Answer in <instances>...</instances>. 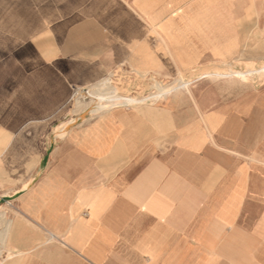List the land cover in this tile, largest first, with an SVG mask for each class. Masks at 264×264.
Masks as SVG:
<instances>
[{
	"label": "crops",
	"instance_id": "crops-1",
	"mask_svg": "<svg viewBox=\"0 0 264 264\" xmlns=\"http://www.w3.org/2000/svg\"><path fill=\"white\" fill-rule=\"evenodd\" d=\"M17 2L26 13L0 30V211L16 253L0 264H264V0ZM236 62L250 82L201 77ZM180 74L189 92L65 138L45 124L78 89L107 79L135 95Z\"/></svg>",
	"mask_w": 264,
	"mask_h": 264
},
{
	"label": "bare ground",
	"instance_id": "bare-ground-1",
	"mask_svg": "<svg viewBox=\"0 0 264 264\" xmlns=\"http://www.w3.org/2000/svg\"><path fill=\"white\" fill-rule=\"evenodd\" d=\"M232 75L241 76L242 79H245L247 77L246 75H241L240 73H236L234 71H231L229 74L223 76L225 78H228ZM262 75L264 76V69L260 70V76ZM183 79L185 78L180 75V78L177 81H175L174 83L172 82V84L167 85L165 87H160L156 90V94H153L148 99L152 98L154 100H159L161 97L164 98L165 96H167V94H169L170 92L178 90L179 88H185L187 86V83L183 82ZM103 83H105L107 86H101V84ZM143 101L145 100H139L137 98L121 95L118 88L113 85V81L107 79L94 87L91 86L88 89L83 90L78 89L76 92L73 93V95H71L70 99V102H72V106L75 109L72 112L73 114L84 113L91 109V106L97 104L99 110L91 113L92 116L103 115L110 112L114 108L122 106H132L135 104H139ZM75 121V119H72L70 121H67V123L65 124L63 123L62 127L60 126L61 128L57 132V136L60 138H65V130L68 127H72ZM29 182L31 183V181ZM6 212L0 211V258L5 252H7L8 255L12 257L16 253L15 248H13L12 245H9L11 239L12 220L8 218V214Z\"/></svg>",
	"mask_w": 264,
	"mask_h": 264
},
{
	"label": "rangeland",
	"instance_id": "rangeland-1",
	"mask_svg": "<svg viewBox=\"0 0 264 264\" xmlns=\"http://www.w3.org/2000/svg\"><path fill=\"white\" fill-rule=\"evenodd\" d=\"M18 0H0V30H1V25H2V22H4V19H6V17L10 16L13 12H18V13H26V6H23L21 4H19L17 2ZM4 39L9 43H17V44H23L22 42H19L17 39L14 40L13 36L11 35L10 32H7L5 31L4 32ZM4 57V58H2ZM12 59V54H9L7 52H0V60H4V61H7V60H11ZM250 70H254V68H252L250 65H247V64H243L241 62H236L235 64L233 65H228L227 68L223 69V70H220V69H215L213 70V73H210L209 71H205V72H202L201 73V77H216V75L220 74V75H226V74H229L231 71H234V72H247V71H250ZM181 76L185 77L186 79V76L184 74H180ZM194 77V76H193ZM192 77V78H193ZM260 78V83H262L264 81V76H259ZM180 78L179 75H177V77L173 78L171 76H165L164 80H163V83H161L160 80H155V78H144V81L146 82V85H142V86H135V92L136 94L133 95V94H130V92H125L123 91L122 89H118L119 92L124 95L126 94L125 96H129V97H133V98H137L139 100H142V99H145L149 96H151L152 94H156V90L159 89L160 87H165L167 85H170L172 84V82L174 83L175 81H177L178 79ZM216 78H219V77H216ZM187 81L191 82L190 80L186 79ZM216 80V79H214ZM217 80H220V79H217ZM243 80L244 82H250L251 79L249 77L245 78V79H241ZM115 81H113V85L115 87H118L117 84H114ZM155 82H158L155 83ZM107 86L105 83L101 84V86ZM88 89V88H87ZM189 92L190 91V86L187 85L185 88H182L181 90H176V91H173V92H170L169 94H167V96H165L164 98H167L170 94L174 93V92ZM160 99H163L162 97ZM159 99V100H160ZM91 109H89L88 111L84 112V113H77V114H73V110H74V107L72 106V102L69 104V111H68V116L67 117H64V116H52L50 118V120L46 121L45 124L46 125H58V124H65L67 123V121H70L72 119H75L76 121L74 122V125L75 126L77 123H85L86 121H88L89 119H91L92 115L91 113L93 112H96L99 110V107L97 104L93 105L90 107ZM68 136V134H67ZM8 218L12 219V214H8ZM16 218H18L19 220H23L25 221V218L24 217H21L19 216L18 214H16ZM23 218V219H22ZM9 245H11V239H10V242H9ZM6 259H10L8 257H2V259H0V263H5V260Z\"/></svg>",
	"mask_w": 264,
	"mask_h": 264
}]
</instances>
